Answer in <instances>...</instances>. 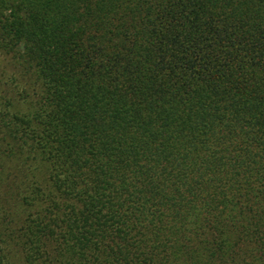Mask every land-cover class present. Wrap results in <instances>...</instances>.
Wrapping results in <instances>:
<instances>
[{"label": "trees", "instance_id": "1", "mask_svg": "<svg viewBox=\"0 0 264 264\" xmlns=\"http://www.w3.org/2000/svg\"><path fill=\"white\" fill-rule=\"evenodd\" d=\"M0 162L84 264H264V0H0Z\"/></svg>", "mask_w": 264, "mask_h": 264}, {"label": "rangeland", "instance_id": "2", "mask_svg": "<svg viewBox=\"0 0 264 264\" xmlns=\"http://www.w3.org/2000/svg\"><path fill=\"white\" fill-rule=\"evenodd\" d=\"M7 175L0 162V264H84L38 236L28 224L31 216H25L33 209L20 217L19 198Z\"/></svg>", "mask_w": 264, "mask_h": 264}]
</instances>
